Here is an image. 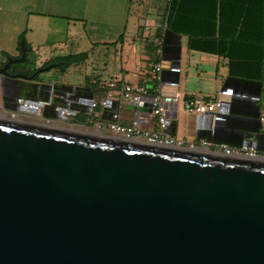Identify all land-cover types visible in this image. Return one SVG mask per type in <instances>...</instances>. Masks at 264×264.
<instances>
[{"label": "water", "instance_id": "1", "mask_svg": "<svg viewBox=\"0 0 264 264\" xmlns=\"http://www.w3.org/2000/svg\"><path fill=\"white\" fill-rule=\"evenodd\" d=\"M23 45L0 66L5 112L52 105L50 96H59L11 71L26 60ZM179 51L180 36L165 29L161 60L169 68L159 71L156 83L142 84L145 94L137 102L98 103L100 120L114 122L118 109L133 113L132 126L140 115L151 117L155 86L164 128L171 130L166 134L173 136L176 104L161 91L177 85ZM256 84L240 118L241 137L199 130L196 139L264 152ZM28 86L40 90L38 97H29ZM224 86L231 84L224 83L219 99L228 96ZM73 90L88 93L79 96V107L89 106L80 109L89 115L96 107L92 90ZM16 96L32 101L19 106ZM0 264H264V160L0 118Z\"/></svg>", "mask_w": 264, "mask_h": 264}, {"label": "crops", "instance_id": "2", "mask_svg": "<svg viewBox=\"0 0 264 264\" xmlns=\"http://www.w3.org/2000/svg\"><path fill=\"white\" fill-rule=\"evenodd\" d=\"M168 2L169 0H0V65L5 57H18L19 44L23 43L26 48L25 58L29 56L31 61L25 67L12 66L11 71L32 76L27 83L48 85L51 91L59 95L50 96V99H54L52 105L35 108L27 106V109L15 113L16 120L94 133V121L90 114L96 113L100 120L98 103L101 104L104 99L125 103L120 99L122 85L135 87L152 80L151 70L154 65H159L160 70L169 68V62L161 60V42L165 30L163 20ZM179 36L177 85L171 88L167 84L161 91L163 96L172 97L176 104L175 126L171 137L190 143L197 140L196 133L199 130L241 137L240 120L246 118L244 104L255 92L256 83L259 87L255 103L258 116L264 113V54L260 82L248 80L228 75L227 59L208 52L188 50L186 37ZM81 54L86 56L81 63L66 65L64 60L60 61ZM84 72L88 74L81 75ZM229 79H241L250 84L235 85ZM225 82L231 84L224 86V93L228 96L219 99V91ZM110 84L114 86L110 87ZM75 87L92 90L96 107L89 115L80 112L88 111L89 106L79 107V102L83 99L79 96L88 93L75 91ZM27 88L30 98L33 92L38 97L39 89H31V86ZM1 93L0 88V110ZM60 95L70 96L74 100L66 101ZM195 97L206 103L218 99V104L200 119V115L184 111V103ZM12 100L20 102L19 106L32 101L20 100L17 96ZM220 101L223 107L219 111ZM70 106L76 109L70 110ZM43 112L51 119L42 118ZM132 116V112L118 109L112 123L132 126ZM104 117H110V114L107 113ZM260 123L264 125V122ZM134 126L145 131L158 130L165 135L171 132L164 126L155 127L152 117L142 115L136 118Z\"/></svg>", "mask_w": 264, "mask_h": 264}, {"label": "trees", "instance_id": "3", "mask_svg": "<svg viewBox=\"0 0 264 264\" xmlns=\"http://www.w3.org/2000/svg\"><path fill=\"white\" fill-rule=\"evenodd\" d=\"M163 28L185 36L188 50L227 59L228 75L260 82L264 0H169ZM85 58L81 54L60 61L70 65Z\"/></svg>", "mask_w": 264, "mask_h": 264}, {"label": "built area", "instance_id": "4", "mask_svg": "<svg viewBox=\"0 0 264 264\" xmlns=\"http://www.w3.org/2000/svg\"><path fill=\"white\" fill-rule=\"evenodd\" d=\"M160 71L159 65L152 67L151 73L153 75L152 80L157 82V74ZM113 87V84L109 85ZM145 94V88L140 86L122 85L120 88V99L123 102H137L141 95ZM161 98L157 93V89L154 86L151 104L152 112L151 117L154 119V125L157 128H162L166 122L164 118V111L161 107ZM218 104L217 100L211 102H203L200 98H192L184 103V111L187 114L203 115L214 110ZM0 118L16 119V114L11 112H5L0 110ZM90 118L94 121L93 129L95 134H104L116 137L125 141L143 142L150 145H158L163 147L172 148H185L189 151L207 152L223 157L233 158H245L254 160H264V152H258L251 148L246 147H230L223 144H214L206 142L202 139L196 140L190 143H183L171 136L165 135L157 131H145L136 126H118L112 122L101 121L98 119V115L94 112L90 114ZM259 121L264 122V113H260Z\"/></svg>", "mask_w": 264, "mask_h": 264}, {"label": "rangeland", "instance_id": "5", "mask_svg": "<svg viewBox=\"0 0 264 264\" xmlns=\"http://www.w3.org/2000/svg\"><path fill=\"white\" fill-rule=\"evenodd\" d=\"M27 59L25 60V62L24 63H22V64H16V65H14V66H20V67H25V66H27L28 64H29V62L31 61V58L29 57V56H27L26 57ZM28 63V64H27ZM85 69V68H84ZM83 74H88L87 72H84V73H82L81 75H83Z\"/></svg>", "mask_w": 264, "mask_h": 264}, {"label": "flooded vegetation", "instance_id": "6", "mask_svg": "<svg viewBox=\"0 0 264 264\" xmlns=\"http://www.w3.org/2000/svg\"><path fill=\"white\" fill-rule=\"evenodd\" d=\"M1 66V65H0Z\"/></svg>", "mask_w": 264, "mask_h": 264}]
</instances>
